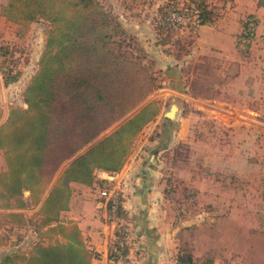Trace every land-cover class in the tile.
I'll return each instance as SVG.
<instances>
[{"label":"rangeland","instance_id":"374dc122","mask_svg":"<svg viewBox=\"0 0 264 264\" xmlns=\"http://www.w3.org/2000/svg\"><path fill=\"white\" fill-rule=\"evenodd\" d=\"M97 1L118 19L126 32V37L119 39L121 43L117 45L118 51L122 52L123 56H140L144 63L151 62L154 83L157 86L167 85L161 82L164 79L163 66L167 61L164 55L168 52L184 62L186 60L185 72L189 75L186 82L191 86L189 95L191 92L195 93L196 89L205 95H212L206 85L197 86L195 79L190 76L194 72L193 59L198 48L196 29L200 23L197 26L196 21L187 18L183 23L173 25L172 33H160L163 29L159 27V22L167 15V5L171 0ZM175 1L183 12L193 6L190 0ZM221 2L206 0L208 18H212V8L224 6ZM5 3L6 0H0V104L4 108L0 111L1 118L7 115L10 105L24 108L27 106L23 101V89L39 67L38 61L44 50L49 29L47 21L42 19L29 23L7 20L1 14V6ZM255 33L251 38L256 42L253 54L259 55L264 46H259ZM211 54L212 50H204V56H212ZM210 65L211 61L208 63V66ZM204 66L206 67V63ZM13 75H17L18 79L6 85L5 79ZM216 80L218 81V78ZM259 80L260 78H257L255 82L259 83ZM261 83L258 87L261 90L256 94L258 105L254 111L258 115L257 118L264 122V79H261ZM161 91L163 96L164 88ZM172 96L178 111L169 125L170 128L165 125L163 115L165 110L168 112L170 102L163 108V103L161 105L158 100H154L158 108V124L155 129L148 128L144 133L141 130L136 148L134 146L131 149L132 155L135 156L128 162L130 168L123 172L126 174L124 180L117 182L120 179H107L102 186L96 185L89 191L81 190L79 196L76 194L78 189L70 188V194H73L71 197L69 195L67 202L71 198L74 201L73 209L79 210L80 206H84L86 212L90 210V214L95 212L94 201L98 202L100 208L105 210V225L110 230L106 243L109 245L114 243V233L117 229L116 220L110 217L114 203L129 201L136 208L142 205L140 211H145L143 214L146 220L142 217L137 221L132 220L130 214L126 213L119 219L132 228V234L129 229L128 250L137 243L135 229L141 230L144 226L147 230L152 229L160 244L158 264H177L181 262L179 258L182 263L188 264H264V136L259 137L260 128L264 132V124L260 126L259 122L252 127L237 125L229 128L217 121L221 114L212 109V104L205 105L204 108L197 107L196 101L183 93L170 95L168 101H171ZM147 101L146 98L80 152L113 132L124 121L134 116ZM245 129L246 134L250 131L251 135L250 142L246 140V143ZM143 136L157 139L152 140V143L147 141L146 147L141 149V146L146 144ZM245 147H250V155L242 157L238 153ZM153 150L157 151L156 164L152 166V173L143 186L141 178L137 176L138 172L143 170L140 164L146 162ZM234 151L237 153L235 159L232 157ZM70 160L61 165L54 180ZM2 167L6 168V162L0 153V168ZM112 173L115 175L116 172ZM123 173H120V176ZM147 205H150V209ZM39 208L40 204H37L20 210L25 211L28 218L31 217L38 223L41 220L36 214ZM20 210L0 209V213ZM63 214L62 211L60 220L66 222L64 219L67 214ZM97 215L100 213L97 212ZM8 226L10 225L0 226V264L5 253L19 254L28 251L38 240L39 234L34 225H13L9 229ZM251 230L252 234H258L253 237L255 245L249 252L248 235ZM90 249L92 253L95 252L92 247ZM134 252L137 251L134 249ZM107 260L108 263L116 264L113 263L109 249ZM129 260H132V264L140 263L134 254Z\"/></svg>","mask_w":264,"mask_h":264},{"label":"trees","instance_id":"16d2710c","mask_svg":"<svg viewBox=\"0 0 264 264\" xmlns=\"http://www.w3.org/2000/svg\"><path fill=\"white\" fill-rule=\"evenodd\" d=\"M190 2L200 24L211 22L206 0ZM259 3L264 5L263 0ZM178 5L175 0L167 5L160 33H172L168 17L181 11ZM1 14L11 22L42 19L49 26L39 67L23 89L27 106L10 105L0 123V150L6 162L0 172V209H23L41 202L36 213L40 222L23 212L9 211L0 213V226L34 225L38 240L28 251L5 253L1 264H91L93 253L77 225L61 221L60 213L67 209L70 183L91 185L98 180L96 170L121 169L142 128L157 115L156 101H152L80 152L157 87L151 63L118 51L126 32L97 0H6ZM17 79V75L9 76L5 84ZM116 234V244H123L122 235ZM179 259L177 264H188Z\"/></svg>","mask_w":264,"mask_h":264},{"label":"crops","instance_id":"0c3cea01","mask_svg":"<svg viewBox=\"0 0 264 264\" xmlns=\"http://www.w3.org/2000/svg\"><path fill=\"white\" fill-rule=\"evenodd\" d=\"M220 1H222L221 3L224 6L212 8V15H210L212 17L211 22L202 23L196 29L198 48L195 51L196 56L193 59L195 73L192 72V74L190 75L192 79H195V84L197 86L206 85L207 90H210L212 95H205V93L200 90L198 91V89L194 91L195 93L191 92V95H189L188 93L191 86L186 82V78L187 76H189L185 72L184 64H186V60L184 62L183 59L180 60L179 57L172 56L167 52V54L164 55L167 60L163 66L164 79L161 82L162 84L167 85L165 87L161 85L154 88L153 91L146 97L148 101L145 103V105L154 100H158L159 104H164V108L165 105L170 102L168 108V111H170L172 105H177V103L176 101H174L173 96L171 98V101H168L169 96L174 95L175 93H183L192 100H195L197 103V107L204 108L205 105L212 104V109L214 111L217 110V112L221 114V117H217V121L229 128H234L237 125H243V127H252V125L259 122L261 124L260 126H262L264 122L257 118L258 115L254 110L257 107L256 105H258L256 94L261 90V88L258 89V87L262 84L261 79H264V49H260L259 55L253 54V49H255L256 42L252 41L251 38L254 32H256L255 36L258 37L256 41H259L260 47L264 46V39H262L264 38V5L259 3V0ZM225 3H227V5ZM205 49L212 50V56H204ZM153 61L154 59L152 58V63ZM209 61H211L210 66H208ZM205 63L206 67L204 66ZM217 78L218 81L216 80ZM257 78H260L259 83L255 82ZM162 88H164L165 93L163 94V96L161 95ZM1 110H4L2 104H0V111ZM167 113L168 112L165 110L163 115L165 119V125L170 128L169 125L173 122L174 118L172 119L167 117ZM6 116L7 115H4L3 118L0 117V123L5 120ZM155 118L143 127V133L148 128L149 130L155 129L156 125L158 124V116L156 119ZM142 132H140L135 139L132 149L138 143L139 137ZM260 133L259 137L264 136L262 128H260ZM143 137L145 138V136ZM156 139V137H146L144 139V141H146V144H143V146H141V149L146 147L148 143L147 141L152 143L154 142L152 140ZM244 139L245 143L246 140L250 142L251 139L250 131H247L246 134V129L244 131ZM249 149L250 147H245L243 151H240L238 154L242 155V157H246L250 155L248 153ZM0 153L3 156L1 150ZM156 154L157 151L153 150L151 153H149V158L147 157L146 162H141L140 164L143 167V170H141V172H138L139 175L137 176L141 178L143 186L148 179V176H150V174L152 173V166L154 165V163L156 164ZM133 156H135V154L132 155V153L130 152L127 160L125 161L121 169H119L115 173V175H113L114 173L107 172L105 170H96V177L98 180L95 183L91 185H83L80 183L72 182L70 183L71 190L78 189L79 191L76 194L77 196H79L81 195V190L89 191L90 189L92 190V188L96 185L102 186V183L107 179L113 180L114 178H117L120 179L117 182L123 181L124 177H126V174L123 172L127 171L130 168L128 162L129 160L134 158ZM232 157L233 159L237 157V153L235 151L232 153ZM3 170H5V167L0 168V172ZM120 173L123 174H121L120 176ZM60 175L57 176L55 180H52L49 188L55 184ZM119 176L120 178H118ZM49 188L45 192L41 201L47 195ZM72 194L73 192L70 194V197ZM28 195L29 191H24V196L27 200ZM73 202L74 201L70 198L67 209L63 211V213H66L67 216H65L66 218L63 219L67 221H73L80 230V234L86 247L89 249L92 247L94 249L95 252L93 251V257L95 255L96 257L92 258L91 264H111L108 263L109 261L107 260V252L108 249L110 250L111 244L109 245L108 242L106 243L107 234L110 233V230H108L105 225V223L107 222L105 210L100 208L101 206L98 205V202L95 203L94 201L93 210L95 212L90 214V210L86 212V210L83 208L84 206H80L78 208L79 210L73 209ZM140 207H142V205H139L137 208L133 207L131 202L129 203V201L127 203L119 202L118 212L119 209L121 212L119 216L122 217L126 213L127 215L130 214V218L132 220L137 221V219H140V217L146 220V216L143 214L145 211H140ZM147 207L148 209H150V205H147ZM20 212L25 213V211L23 210H20ZM97 212L100 213L99 216L97 215ZM10 227L11 226H8L7 228L9 229ZM144 228L145 226L141 230H134V235L135 237H137V243L135 242V244L132 245L129 250L127 246V257L125 263L116 262V264H132V260H129L132 254H134L135 259L140 262L139 264L159 263L158 254L160 244L158 242V239L151 231L152 229L148 228L149 230H147L146 228ZM129 229H131L132 234V228ZM252 232L253 231L251 230V233H249L248 235L249 252L253 250L252 246L255 245L253 244L255 243L253 242V237L255 238V235L258 234V232H256L255 234H252ZM134 249L137 251L136 253L134 252Z\"/></svg>","mask_w":264,"mask_h":264},{"label":"built area","instance_id":"2783aa9c","mask_svg":"<svg viewBox=\"0 0 264 264\" xmlns=\"http://www.w3.org/2000/svg\"><path fill=\"white\" fill-rule=\"evenodd\" d=\"M186 11H174L172 12L168 17V22L171 25H175L177 23H183L187 18L190 20L193 19V21H196L197 26L200 23V18L197 9H195L193 6L188 7ZM111 207V206H110ZM118 208H119V202H115L114 205L111 207V218L113 220H116V226L117 228L114 233L115 241L111 244V248L109 250L110 254H114V258L112 257L113 263L119 262V263H125V248L127 247V240L129 237V228L128 225L121 222V218L118 214ZM116 231L122 235L123 237V244H116L117 240V234Z\"/></svg>","mask_w":264,"mask_h":264},{"label":"water","instance_id":"95a60500","mask_svg":"<svg viewBox=\"0 0 264 264\" xmlns=\"http://www.w3.org/2000/svg\"><path fill=\"white\" fill-rule=\"evenodd\" d=\"M177 111H178L177 105L173 104L170 111H168L167 113V117L172 118V119L175 118Z\"/></svg>","mask_w":264,"mask_h":264},{"label":"bare ground","instance_id":"6f19581e","mask_svg":"<svg viewBox=\"0 0 264 264\" xmlns=\"http://www.w3.org/2000/svg\"><path fill=\"white\" fill-rule=\"evenodd\" d=\"M84 185V184H83Z\"/></svg>","mask_w":264,"mask_h":264}]
</instances>
